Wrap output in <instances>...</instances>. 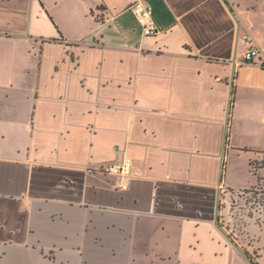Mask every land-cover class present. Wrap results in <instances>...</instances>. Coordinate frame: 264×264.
Returning <instances> with one entry per match:
<instances>
[{
	"label": "crops",
	"instance_id": "0c3cea01",
	"mask_svg": "<svg viewBox=\"0 0 264 264\" xmlns=\"http://www.w3.org/2000/svg\"><path fill=\"white\" fill-rule=\"evenodd\" d=\"M263 155L264 0H0V264H249L215 216Z\"/></svg>",
	"mask_w": 264,
	"mask_h": 264
},
{
	"label": "built area",
	"instance_id": "2783aa9c",
	"mask_svg": "<svg viewBox=\"0 0 264 264\" xmlns=\"http://www.w3.org/2000/svg\"><path fill=\"white\" fill-rule=\"evenodd\" d=\"M132 12L135 15L137 23L141 27L143 36L155 37L159 33V28L150 19L149 10L144 7L142 3H137L134 7H132ZM240 59L244 64L256 63L261 59V52L256 47H250L241 53ZM254 170L263 169L255 168ZM99 171L106 176L115 178L117 180L119 189L126 190L131 178V160L127 157H123L119 162L103 165ZM256 178L257 184L254 187L245 190L234 191L229 194L227 193L229 198H227L226 201L222 203V206L225 204L224 214L221 216L222 224L224 223L226 226H232L230 223L232 220L240 222L244 217L254 222L260 220L264 227V184L261 183L264 181V179L261 176H256ZM248 197L250 200L247 207L248 211L244 210V213H248L249 216H244L241 214L243 213V209H241L238 205V200H243ZM231 210L233 215H239V220H236L235 217L230 220L231 218L228 216V212Z\"/></svg>",
	"mask_w": 264,
	"mask_h": 264
},
{
	"label": "rangeland",
	"instance_id": "374dc122",
	"mask_svg": "<svg viewBox=\"0 0 264 264\" xmlns=\"http://www.w3.org/2000/svg\"><path fill=\"white\" fill-rule=\"evenodd\" d=\"M251 166H252L251 171L254 173V175L261 176L264 179V155L259 162L252 163ZM255 168L256 169H263V170H254ZM261 183L264 184V181ZM225 199H226V197H225ZM249 202H250L249 197L246 199H243V200H238V205L240 206L241 209H243V211H242L243 213H241V214L244 216H246V215L249 216L248 213H244L245 211H248L247 207H248ZM224 209H225V204H223V210ZM223 214H224V212H223ZM228 216L231 218L230 220H232V218H234V217L236 218V220H239L238 219L239 215L238 214H236V216L233 215L232 210L230 212H228ZM230 223L232 226H230V225L226 226L224 223L222 224L224 231L230 237H233V239L235 240L234 242L242 250L247 249V246L251 245L252 242L255 241V237L257 236L256 233L261 232L264 234V227H263L262 223L260 222V220H257V222H254V221L248 220V219L243 217V220L240 222L232 220ZM244 252L245 251H243V253ZM250 257L253 258L252 256H250Z\"/></svg>",
	"mask_w": 264,
	"mask_h": 264
},
{
	"label": "water",
	"instance_id": "95a60500",
	"mask_svg": "<svg viewBox=\"0 0 264 264\" xmlns=\"http://www.w3.org/2000/svg\"><path fill=\"white\" fill-rule=\"evenodd\" d=\"M218 204L216 207V212H218ZM215 227L217 228V230L224 236V238L227 240V242L234 247L240 254L241 256L249 263V264H253L250 259L247 257V255L245 253H243L241 251V249L231 240V238L221 229V227L218 224V217H217V213L215 216Z\"/></svg>",
	"mask_w": 264,
	"mask_h": 264
},
{
	"label": "trees",
	"instance_id": "16d2710c",
	"mask_svg": "<svg viewBox=\"0 0 264 264\" xmlns=\"http://www.w3.org/2000/svg\"><path fill=\"white\" fill-rule=\"evenodd\" d=\"M254 174V173H253Z\"/></svg>",
	"mask_w": 264,
	"mask_h": 264
}]
</instances>
